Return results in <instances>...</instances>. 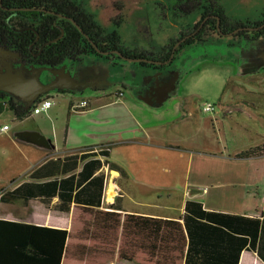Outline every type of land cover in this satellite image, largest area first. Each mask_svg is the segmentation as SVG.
Returning a JSON list of instances; mask_svg holds the SVG:
<instances>
[{
  "label": "crops",
  "instance_id": "obj_1",
  "mask_svg": "<svg viewBox=\"0 0 264 264\" xmlns=\"http://www.w3.org/2000/svg\"><path fill=\"white\" fill-rule=\"evenodd\" d=\"M100 63L107 65L104 60ZM87 70L93 74L92 67ZM117 90L94 92L96 99L89 98L91 106L87 109L75 107L77 102L69 99L61 140H53L44 127L45 121L53 127L55 136L59 134L61 112L52 111L55 101L46 112L32 118L17 119L9 110L1 113L9 111L16 118L12 129L26 162L20 170L0 176V219L67 229L62 264H157V252L133 249L130 259L123 260L120 243L108 245L92 240L96 206L75 201L66 211L52 206L59 202V196L51 205L40 198H32L27 204L22 200L8 203L1 198L4 192L27 180L47 158L99 151L107 146L108 158L119 167V173L109 165L102 167L106 174L104 203L121 197L124 213L180 220L188 200L200 201L210 211L248 216L264 211V154L238 157L243 150L231 153L226 145L221 148L220 140L216 147V125L224 126L228 110L209 115L203 109L202 113L198 108L185 107L173 96L175 92L160 105L151 96L135 98L130 92ZM259 145L263 144L252 148ZM181 167L186 169V177L180 183L172 178ZM63 177L57 174L53 179ZM75 189H79L77 183ZM238 264H264V259L245 249Z\"/></svg>",
  "mask_w": 264,
  "mask_h": 264
},
{
  "label": "trees",
  "instance_id": "obj_2",
  "mask_svg": "<svg viewBox=\"0 0 264 264\" xmlns=\"http://www.w3.org/2000/svg\"><path fill=\"white\" fill-rule=\"evenodd\" d=\"M21 4L26 5L25 2ZM29 5L37 6V3ZM72 8L75 12L78 10L77 7ZM16 19L18 22L11 19L12 26L23 28L25 25L19 23L28 22L34 29L17 32L7 23L4 39L11 48L20 49L22 54L31 55L42 51L35 64L56 67L66 63L72 65L85 60L91 52L82 46L81 35L77 31L67 30L62 36V26L52 27L53 21L57 19L55 16L25 12ZM58 21L59 25H64L63 19ZM114 34L111 46L106 50L126 53L127 50L121 48ZM0 35H4L2 27ZM56 38L57 41L41 50L43 43ZM50 96L51 93L43 95ZM82 99H87L88 107L91 106L89 98ZM34 106L33 103L30 108H26L10 93L0 92V114L9 110L17 119H24L36 115ZM210 113L214 115L215 109ZM263 154L264 144L243 151L238 157ZM108 157L109 151L102 149L69 154L58 159L47 158L31 171L27 180H23L13 190L4 192L1 198L4 202L22 200L25 204L32 198H40L51 205L53 198L59 196V202L52 206L66 211L71 210V204L75 201L96 206L98 209L91 237L105 244L120 243L119 255L123 260L130 259L133 249L157 252V264H179L182 260L185 264H238L245 249L257 252L264 259V211L255 216L210 211L204 208L202 202L188 200L180 220H173L124 213L121 197L115 202L104 203L106 174L101 169L105 164L119 170ZM57 174H63L64 177L61 180L53 179ZM76 183L79 186L77 190ZM67 238V229L0 219V264H62Z\"/></svg>",
  "mask_w": 264,
  "mask_h": 264
},
{
  "label": "flooded vegetation",
  "instance_id": "obj_3",
  "mask_svg": "<svg viewBox=\"0 0 264 264\" xmlns=\"http://www.w3.org/2000/svg\"><path fill=\"white\" fill-rule=\"evenodd\" d=\"M50 1L55 3L49 4L41 0H0V28L2 27L4 33L0 35V46L16 50L4 39L7 23L17 32L34 29L28 22L19 23L25 25L23 28H16L10 23L11 19L18 22L16 17L25 12L55 16L57 19L53 21L52 27L62 26V36L67 30L77 31L81 35L82 46L91 51L80 62V68L83 67L82 71L88 76L86 71L91 66L93 79L89 75L88 78H91L84 82L86 87L59 89L57 93L84 94L88 91H112L118 87L119 92L127 90L134 95H149L158 101L160 88L171 87L175 76H178L174 88L170 90L171 93L176 92L184 72L187 71L190 58L198 52L208 55L213 50L216 52L215 49L228 50V60V57L235 56L233 49H238V62L244 59L248 64L249 61H258L253 56H258L264 46V0ZM22 2L26 5L21 4ZM34 2L37 6L29 5ZM71 6L78 10L75 12ZM58 19H63L64 25H59ZM123 33H131V39L123 37ZM113 34L117 35L120 46L127 50L126 53L121 51L122 55H118L116 50H106L111 46ZM57 39L43 43L41 50ZM223 46L228 49L221 48ZM30 47L32 49L33 45ZM41 52L31 55L20 53L30 66L35 64ZM117 57L120 58L115 60ZM124 59L140 60H131L136 63L132 76L114 77L115 71L112 67L119 65L120 60ZM100 60L111 63L107 76ZM72 67L71 70L74 71ZM159 73L165 74L158 83L156 74ZM42 78L50 82L55 76L44 72Z\"/></svg>",
  "mask_w": 264,
  "mask_h": 264
},
{
  "label": "rangeland",
  "instance_id": "obj_4",
  "mask_svg": "<svg viewBox=\"0 0 264 264\" xmlns=\"http://www.w3.org/2000/svg\"><path fill=\"white\" fill-rule=\"evenodd\" d=\"M123 34V37L131 39V33ZM221 48L228 49L225 46ZM215 51L213 50V53L208 55L198 52L190 58L187 71L184 72L181 83L173 96L178 97L185 107H195L200 112L208 102L215 106L216 112L229 111V116L223 122L224 126L216 125L214 139L216 147L219 146L220 140L221 148L224 144L229 152L233 153L235 150H249L255 144H264V66L259 67L255 72H247L246 70L256 67L255 63L253 61H249L248 64H245L244 61L238 62L239 58L237 57L240 54L238 49H233L235 56L228 57V60V50L215 49ZM104 62L107 65L110 63L106 60ZM135 64L131 60H120L119 65L112 67L115 71L114 77L132 76ZM62 93L53 95L55 105L52 108L54 113L61 112L58 122L59 134L55 136L53 127L44 121L46 133H51L53 140L62 138L69 99L73 98L79 102L84 97L93 100L97 96L89 91L84 94ZM121 93L123 94V91ZM131 95L137 98L133 93ZM9 113L11 112L0 114V176L20 170L19 168L26 162L25 153L17 145L19 144L17 136L12 129V126H15L16 118ZM207 113L211 115L210 112ZM30 118L32 117L30 116ZM52 118H55V114L54 117L52 115ZM5 124L11 128L6 131L2 130ZM29 127L31 128V126ZM169 175L171 174L168 173ZM185 177L186 169L181 167L172 179L181 183ZM12 180L8 182L11 183ZM0 184H3L2 181ZM92 240L94 239L92 238Z\"/></svg>",
  "mask_w": 264,
  "mask_h": 264
},
{
  "label": "water",
  "instance_id": "obj_5",
  "mask_svg": "<svg viewBox=\"0 0 264 264\" xmlns=\"http://www.w3.org/2000/svg\"><path fill=\"white\" fill-rule=\"evenodd\" d=\"M115 53L122 55L119 50H116ZM243 57L247 56L243 55ZM253 57L258 59L256 62L253 61L256 67L246 70L247 72H255L259 67L264 66V46L260 49L258 56ZM130 60L137 61L140 59ZM81 65L75 63L72 67L69 63H66L57 67L38 64L28 66L18 50L0 46V90L10 93L22 102L26 108H30L37 99L46 93L58 92L59 89L74 90L81 89V86L86 87L87 84H84V82H87V79L91 77L93 79V74L87 70V73L91 74V77L88 78L81 69L83 67L80 68ZM100 65L105 66V69L108 68V65L102 63ZM71 67L75 70L72 71ZM44 72H50L55 76V79L50 82L43 80L42 75ZM163 74L165 73L156 74L158 83L162 77L164 78ZM177 78L178 76H175L171 87L160 88V97L156 104L162 105L170 97V90L174 88ZM151 97L149 96V98ZM114 171L119 173L117 170Z\"/></svg>",
  "mask_w": 264,
  "mask_h": 264
},
{
  "label": "built area",
  "instance_id": "obj_6",
  "mask_svg": "<svg viewBox=\"0 0 264 264\" xmlns=\"http://www.w3.org/2000/svg\"><path fill=\"white\" fill-rule=\"evenodd\" d=\"M35 106H34V114L36 113H40V112H43L47 109H49L52 104H53V98L50 96V97H42L40 98L39 100H37L35 103ZM75 107L79 108V109H85L88 107L89 105V101L87 99H82L79 103L77 104H74ZM215 107L213 104L211 103H205L204 105V110L206 112H212L214 111ZM8 129V125H5L2 130H7Z\"/></svg>",
  "mask_w": 264,
  "mask_h": 264
},
{
  "label": "clouds",
  "instance_id": "obj_7",
  "mask_svg": "<svg viewBox=\"0 0 264 264\" xmlns=\"http://www.w3.org/2000/svg\"><path fill=\"white\" fill-rule=\"evenodd\" d=\"M49 93H52V92H49ZM54 93H57V92H54ZM51 95H52V94H51ZM42 97H43V96H41L40 98H42ZM51 97L53 98V95H52ZM40 98H39V99H40ZM39 99H37V100H39ZM37 100H36V101H37ZM36 101H35V102H36ZM35 102H34V103H35ZM75 104H77V103H75ZM4 126H5V125H4ZM8 129H9V128H8Z\"/></svg>",
  "mask_w": 264,
  "mask_h": 264
},
{
  "label": "bare ground",
  "instance_id": "obj_8",
  "mask_svg": "<svg viewBox=\"0 0 264 264\" xmlns=\"http://www.w3.org/2000/svg\"><path fill=\"white\" fill-rule=\"evenodd\" d=\"M85 109H87V108H85ZM108 147V146H107ZM107 147H105V148H103V149H106L107 150Z\"/></svg>",
  "mask_w": 264,
  "mask_h": 264
}]
</instances>
